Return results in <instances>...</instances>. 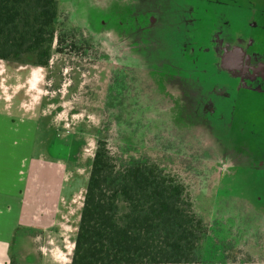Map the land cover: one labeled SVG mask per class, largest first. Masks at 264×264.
Returning a JSON list of instances; mask_svg holds the SVG:
<instances>
[{
	"label": "rangeland",
	"instance_id": "obj_1",
	"mask_svg": "<svg viewBox=\"0 0 264 264\" xmlns=\"http://www.w3.org/2000/svg\"><path fill=\"white\" fill-rule=\"evenodd\" d=\"M58 1L57 31L70 34L80 26L68 16L67 2ZM77 34L61 51L53 43L47 67L35 65L32 53L0 59V129L8 115L32 117L37 125L35 218L49 229L40 242L57 263L71 264L96 142L106 138L113 152L159 159L188 184L212 234L203 264H264V168L232 169L219 181L227 172L212 167L208 138L173 118L178 100L153 82L159 76L151 79L142 57L124 53L121 40L93 33L84 44ZM184 63L181 75L204 79ZM162 66L179 74L166 61Z\"/></svg>",
	"mask_w": 264,
	"mask_h": 264
},
{
	"label": "flooded vegetation",
	"instance_id": "obj_2",
	"mask_svg": "<svg viewBox=\"0 0 264 264\" xmlns=\"http://www.w3.org/2000/svg\"><path fill=\"white\" fill-rule=\"evenodd\" d=\"M64 1L83 30L71 38L126 42L123 52L159 76L153 82L178 100L173 118L208 138L212 167L227 172L219 181L232 169L264 168V0ZM164 61L177 70L186 61L204 79L170 75Z\"/></svg>",
	"mask_w": 264,
	"mask_h": 264
},
{
	"label": "trees",
	"instance_id": "obj_3",
	"mask_svg": "<svg viewBox=\"0 0 264 264\" xmlns=\"http://www.w3.org/2000/svg\"><path fill=\"white\" fill-rule=\"evenodd\" d=\"M58 12V0H0V59L32 53L47 67L53 43L61 51L71 37L57 31ZM196 201L159 159L116 153L98 139L70 263L203 264L212 234Z\"/></svg>",
	"mask_w": 264,
	"mask_h": 264
},
{
	"label": "crops",
	"instance_id": "obj_4",
	"mask_svg": "<svg viewBox=\"0 0 264 264\" xmlns=\"http://www.w3.org/2000/svg\"><path fill=\"white\" fill-rule=\"evenodd\" d=\"M1 118V115H0ZM0 129V264L57 263L40 242L47 227L37 224L35 199L38 163L33 155L36 123L29 116H4Z\"/></svg>",
	"mask_w": 264,
	"mask_h": 264
}]
</instances>
